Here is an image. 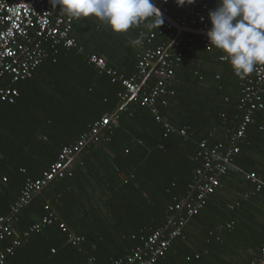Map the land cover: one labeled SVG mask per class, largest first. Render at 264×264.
Segmentation results:
<instances>
[{"label":"trees","instance_id":"trees-1","mask_svg":"<svg viewBox=\"0 0 264 264\" xmlns=\"http://www.w3.org/2000/svg\"><path fill=\"white\" fill-rule=\"evenodd\" d=\"M207 1L216 7L217 0ZM155 2L163 7L161 0ZM178 13L172 6L169 14L176 19ZM158 27L148 19L142 28L133 26L117 33L95 16L80 18L73 36L84 50L61 48L56 61L49 57L46 72L57 75L49 83L37 80L45 62L33 77L18 83L20 96L16 101L0 105V215L9 211L28 178H41L64 146L75 143L93 123L121 106L123 85L92 63L90 55L104 58L110 67L130 77L143 52L145 35ZM185 35L198 43L192 51L182 50L184 61L170 85L175 95L167 105L159 106V112L177 129L187 128L191 137L167 133L165 123L158 121L150 108L130 101L118 113V126L105 127L104 136L94 137L99 141L92 143H101V150L80 151L85 165L103 152V167L109 173L102 175L107 189L103 193L83 192V198L77 195L73 189L87 188L85 172L70 166L65 177L55 178L33 197L18 228L26 229L44 216L46 205L56 211L59 221L33 234L5 264H87L92 255L98 264H113L165 227L170 205L188 195L195 170L201 165L195 159L198 142L224 141L243 115L240 99L245 79L234 74L228 61L221 60L222 50L214 46L207 50L199 34ZM165 39V35L159 36L154 44ZM136 40L140 42L134 44ZM198 57L206 59L207 66L198 63ZM67 62L88 79L87 92L80 98L64 92L62 75L68 72ZM37 82L44 88L39 89ZM155 82L152 73L144 86ZM262 157L264 110L257 112L241 152L220 186L155 264H247L256 257L264 247V186L257 192L249 175L264 180ZM223 189L230 193L227 197ZM33 213L39 218L31 219ZM61 221L67 231L60 228ZM73 234L85 240L73 244L69 240ZM9 244L10 240L0 241V248Z\"/></svg>","mask_w":264,"mask_h":264},{"label":"built area","instance_id":"built-area-1","mask_svg":"<svg viewBox=\"0 0 264 264\" xmlns=\"http://www.w3.org/2000/svg\"><path fill=\"white\" fill-rule=\"evenodd\" d=\"M165 13L169 14L172 6L178 11L175 19L180 25L206 32L210 27L208 12L214 7L207 0H195V3L180 6L176 0H161ZM170 15V14H169ZM203 17V19H201ZM80 18H73L63 13L59 6L52 8L49 0H0V105L14 103L20 96L18 83L34 76L38 68L49 57L57 60L61 48H74L79 52L84 47L73 36L76 23ZM144 22L135 25L142 28ZM180 33L173 24L160 25L157 30L146 34L141 45L143 52L138 59L136 71L127 77L109 66L108 62L95 54L90 61L100 70L111 76L113 82L120 81L124 90L119 94L121 102L134 101L152 110L156 119L165 123L167 133L179 132L186 139L191 137L187 128L177 129L159 112L160 105H167L168 99L175 95L170 87L175 77L176 68L184 61L183 49L194 50L198 41L192 36ZM165 35L163 42L155 45L157 37ZM201 43L207 50L213 48L206 35H201ZM224 53L221 60L227 61ZM151 71L156 75V82L144 86ZM241 90L240 109L242 118L236 129L229 131L224 141L210 144L198 142L195 156L201 165L195 170L193 181L189 184L188 195L176 199L169 207L165 227L155 230L145 244L132 251L126 258L113 261V264H155L163 257L173 241L182 235L189 220L208 202L214 189L220 186L228 173L247 135L249 126L254 122L257 112L264 110V65H257L255 70L244 77ZM119 115L105 114L90 126L73 144L64 146L59 158L39 179L28 178L25 185L11 204L6 214L0 215V241L10 240V244L0 248V264H5L7 257L24 244L33 234L42 232L47 226L59 221V216L49 205L47 213L26 229L19 230L21 214L55 178H63L69 171L68 160L80 152L90 138L102 134L105 127L118 126ZM104 136V134H102ZM25 171V170H23ZM249 178L258 192L264 186V180L255 174ZM6 181L7 179L4 178ZM64 231L68 227L59 222ZM231 224H229V227ZM70 242L77 244L85 237L70 236ZM54 251V250H53ZM87 264H98L95 255L90 256ZM247 264H264V247Z\"/></svg>","mask_w":264,"mask_h":264},{"label":"clouds","instance_id":"clouds-1","mask_svg":"<svg viewBox=\"0 0 264 264\" xmlns=\"http://www.w3.org/2000/svg\"><path fill=\"white\" fill-rule=\"evenodd\" d=\"M49 3L73 18L95 16L117 33L127 32L149 18L158 26L164 23L155 0H49ZM176 3L191 5L195 0ZM208 18L210 27L206 36L210 45L222 50V58L229 62L235 75L244 78L257 65H264V0H217Z\"/></svg>","mask_w":264,"mask_h":264},{"label":"crops","instance_id":"crops-1","mask_svg":"<svg viewBox=\"0 0 264 264\" xmlns=\"http://www.w3.org/2000/svg\"><path fill=\"white\" fill-rule=\"evenodd\" d=\"M149 21H151L153 23V18H149ZM194 56H196V55L194 54ZM205 60L206 59H203V58H199V57L197 58L198 63H200L202 66H207V63ZM47 61H49V60H46L45 63H47ZM66 64L69 67L65 68L66 69L65 72H67V71L68 72L63 73V75H62V78L64 79L65 85H66L64 92H65V94L67 93L66 95H68L69 97L72 96L71 98H73L74 96H79V98H80L82 95H84L87 92L88 86L86 85V83H87L88 79H86V77H84L85 75H83V73H81L82 74L81 75L80 73L77 72V69L73 67L74 64H70V62H67ZM47 65H48V63L45 64V66L43 67V71H42V68H41V70H38V73H37V77H38L37 80L38 81L45 80L46 82L49 83V81L52 80L53 78H57V75L46 72V68H47L46 66ZM50 70H51V68H50ZM152 73L154 74V82H155L156 81V75L153 71H151L149 73L148 77H150ZM76 76H79L78 80L75 78ZM216 76L221 78V75H216ZM80 77H81V79H80ZM148 77H147V79H148ZM36 84H39L38 85L39 89L44 88L43 84H42V86L39 82H37ZM210 84H213V82H211ZM205 85H207V83H205ZM47 86L51 87V85H47ZM185 87H186V85H185ZM231 91H232V93H234V89L233 90L231 89ZM128 103L129 102H123V103L121 102V106L117 110H115L112 113H107V114H112V115L118 114L123 108H125V106ZM93 140L99 141V139H94V137H92L89 139L88 144L83 149L87 148V151H89V150H92V151L93 150H101V148L99 147V146H101V143L98 144L97 142H95L93 144L92 143ZM92 145H93V147H92ZM102 148H104V150H107L106 147H102ZM102 153L103 152L99 151V155L96 156L95 158H91V160H94V161H90V163H88V165H85L84 163L81 162L82 156H81L80 152L71 156L67 162L69 165V168H70V166L73 168L78 167V168H80V170L85 172L83 174V177H84L85 182L87 184L86 185L87 188L82 189L80 186L77 189H73L74 193H77V195H80L82 198L84 196V195H82L83 192L89 193L91 191H95L97 193L98 192L103 193L107 189L106 177H102V175H104V174L106 175L109 173L106 171L105 167H103L104 161L102 163V158H103ZM261 160L264 161V157H262ZM120 176L122 178H124L123 173H120ZM223 191H224L223 196H225V197H227V193H228V195L230 194L228 192V190H226V189H223ZM223 196H222V198H223ZM30 218L31 219H33V218L38 219L39 216L34 215V213H33L32 216H30Z\"/></svg>","mask_w":264,"mask_h":264},{"label":"water","instance_id":"water-1","mask_svg":"<svg viewBox=\"0 0 264 264\" xmlns=\"http://www.w3.org/2000/svg\"><path fill=\"white\" fill-rule=\"evenodd\" d=\"M160 8V7H159ZM161 9V8H160ZM161 12L163 14V19L168 22L171 23L175 26V28L180 32V33H193V34H199V35H206V32L203 31H199L198 29L195 28H190V27H184L182 25H180L171 15L165 13L162 9ZM116 115V114H115Z\"/></svg>","mask_w":264,"mask_h":264}]
</instances>
